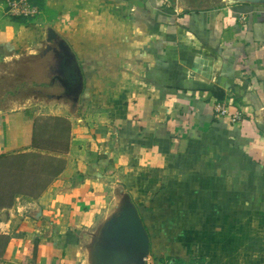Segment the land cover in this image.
Returning <instances> with one entry per match:
<instances>
[{
    "label": "crops",
    "instance_id": "obj_1",
    "mask_svg": "<svg viewBox=\"0 0 264 264\" xmlns=\"http://www.w3.org/2000/svg\"><path fill=\"white\" fill-rule=\"evenodd\" d=\"M31 2L34 17L0 7V75L42 52L52 28L84 87L75 111L66 101L43 113L39 96L0 101V158L65 161L40 193L0 201V264H90L120 189L150 236L146 264H264V6ZM36 126L42 144L65 135L62 149H35Z\"/></svg>",
    "mask_w": 264,
    "mask_h": 264
},
{
    "label": "water",
    "instance_id": "obj_2",
    "mask_svg": "<svg viewBox=\"0 0 264 264\" xmlns=\"http://www.w3.org/2000/svg\"><path fill=\"white\" fill-rule=\"evenodd\" d=\"M227 1L230 4L264 6V0ZM48 52L54 55L58 63L51 77V85L58 83L60 92L44 98L70 102L75 111L84 87L83 75L72 48L52 28L47 31V45L40 53L46 55ZM38 96L42 98L41 94L35 97ZM119 195L114 212L92 235L88 245L90 264H146L151 247L150 236L130 196L123 189H120Z\"/></svg>",
    "mask_w": 264,
    "mask_h": 264
},
{
    "label": "trees",
    "instance_id": "obj_3",
    "mask_svg": "<svg viewBox=\"0 0 264 264\" xmlns=\"http://www.w3.org/2000/svg\"><path fill=\"white\" fill-rule=\"evenodd\" d=\"M38 128L39 126H36L34 131V148L42 151L59 152L62 149H59L61 147L60 142H56L54 149L40 145L41 143L37 133ZM30 167L36 168L31 174H29ZM64 167V160L37 153L0 158V188L5 192L3 197H0V201L3 202V200H6L8 206H10L17 196L24 195L32 197L35 193H40V191L44 190H40L43 178L49 177L53 179L57 177L64 170ZM0 206L3 205L0 204ZM7 243V239L0 236V259Z\"/></svg>",
    "mask_w": 264,
    "mask_h": 264
},
{
    "label": "flooded vegetation",
    "instance_id": "obj_4",
    "mask_svg": "<svg viewBox=\"0 0 264 264\" xmlns=\"http://www.w3.org/2000/svg\"><path fill=\"white\" fill-rule=\"evenodd\" d=\"M42 53V52H41ZM41 53L32 56L18 65L21 76L24 78V84L20 85L21 92H34V94H40L41 90H44L46 95H56L60 92L58 89V83L51 85V77L55 68L57 67V61L51 52L46 55Z\"/></svg>",
    "mask_w": 264,
    "mask_h": 264
},
{
    "label": "rangeland",
    "instance_id": "obj_5",
    "mask_svg": "<svg viewBox=\"0 0 264 264\" xmlns=\"http://www.w3.org/2000/svg\"><path fill=\"white\" fill-rule=\"evenodd\" d=\"M200 1L202 0H193L194 4H198ZM214 1V0H213ZM1 69V67H0ZM1 74V71H0ZM3 75H0V101H4L6 98H8L9 96H16L19 95L24 97H32L33 95L37 96L38 94H34V92H21L22 88L20 87V85L24 84L23 81L24 78L21 76V72L19 71V68L15 66L14 70H7L6 67L3 70ZM43 92H41V96L42 98H40V100L38 101H34L32 103L34 104H38V108H40V111H42L43 113L47 112V113H51V109L49 108H56V109H65L68 110V103L66 101H56V100H48L45 97V91L41 90ZM22 94V95H21ZM29 99V98H27ZM50 124V126H54L53 122H48ZM49 131V129H48ZM60 138V139H59ZM65 139V135H61V137H53L51 135H46L45 139L43 140V144L41 143L40 145L42 146H48L51 145L55 142H60L63 143ZM45 143V145H44ZM45 146V147H46ZM35 167H30L29 168V174H31L32 172L35 171Z\"/></svg>",
    "mask_w": 264,
    "mask_h": 264
},
{
    "label": "built area",
    "instance_id": "obj_6",
    "mask_svg": "<svg viewBox=\"0 0 264 264\" xmlns=\"http://www.w3.org/2000/svg\"><path fill=\"white\" fill-rule=\"evenodd\" d=\"M0 7L4 8L6 14L12 17H34L39 12L38 8L32 4L31 0H0ZM217 111L220 116L227 114V110L225 108H219ZM241 119V114L237 113L232 117V122L234 124L239 123ZM164 264L170 263L166 262Z\"/></svg>",
    "mask_w": 264,
    "mask_h": 264
}]
</instances>
